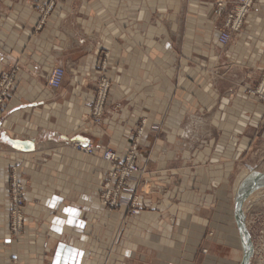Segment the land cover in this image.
<instances>
[{"label": "crops", "instance_id": "crops-1", "mask_svg": "<svg viewBox=\"0 0 264 264\" xmlns=\"http://www.w3.org/2000/svg\"><path fill=\"white\" fill-rule=\"evenodd\" d=\"M215 1L62 0L44 15L49 0H0V77H17L0 111V264H243L230 188L264 106L232 101L213 68L228 60L230 70L264 44V0L225 52ZM248 62L264 64V53ZM59 65L64 79L53 90ZM101 74L111 88L96 124ZM198 123L210 135L183 136ZM136 137L141 172L110 208L100 196L112 167L103 151L123 155ZM11 167L24 185L16 235ZM133 195L137 215L128 212Z\"/></svg>", "mask_w": 264, "mask_h": 264}, {"label": "rangeland", "instance_id": "rangeland-1", "mask_svg": "<svg viewBox=\"0 0 264 264\" xmlns=\"http://www.w3.org/2000/svg\"><path fill=\"white\" fill-rule=\"evenodd\" d=\"M59 1H62V0H59ZM59 1H56L54 2L53 5H51L52 0H49L46 6H42L44 10L43 14L44 15L49 14L53 10L55 4ZM219 1L220 0L215 1V7H214L213 12L216 15L225 17L224 22L222 24L221 32L218 38L219 43H220V36L222 32L225 30L224 24L227 19L228 10L229 9L235 10V8L239 4V1L232 0L231 3H228V6L226 8L227 10L223 11L221 14H218L215 11L218 7ZM258 9H259V6L257 3V0H253L250 11L243 18L241 26L237 29L229 28L230 37L228 41L223 44L220 43L221 45L224 46V48H221V49H224L223 50L224 52L228 50V48L230 47V44L238 40L237 35L241 32L242 28L244 27V23L248 15L250 14L252 15V13L254 14L255 12H258ZM259 51H262L264 53V44H260V45L256 44V45L251 46L250 49H247L246 50L247 57L249 58L250 55L254 53H259ZM104 57H106L105 54H104ZM248 58H247V61L244 62L242 60H238L240 59V57L236 56L235 57L236 63L235 65H233V61H232L233 67L230 68V70L225 69L226 68L225 66H229V64L227 63L228 60L218 61L214 65V68H213L214 70L213 80L219 81L221 85L223 86L229 85V87H231L232 90H230V92H228L227 95L232 101L241 99L243 100L244 103L246 102L248 104H251V106H254V108L260 105L264 106V64H261L258 66L256 64H253V62H248ZM104 63H105V60H103L102 64ZM59 66L63 67V65H59ZM17 70H18V66L14 65L13 71H17ZM8 75L12 76L10 90L17 81L16 73L14 72H7L6 74L0 77V111H1V106L3 105V102L10 95V90H8L5 95L4 93L2 94L4 90V86H5L3 82ZM104 80H107L109 82V88L106 93L105 103H104L102 114L100 115V120L97 121L96 116L94 115V109L98 101V98L100 96L101 84L103 83ZM96 83H97L96 85L97 87H96V92L93 97V101L91 103L90 113H91V116L94 122L98 124L101 121H103V119L105 118V115H107L106 104H107L109 94H110L111 80L106 75L101 74L98 77ZM48 84H49V80H48ZM223 94L226 95L225 92ZM211 130H212L211 125L204 124V123H198V124L188 125L187 128H185V130L182 131V133H183V136L186 133L187 137L189 138L194 137V138L202 139L210 135ZM253 130H255V132L252 133V136L254 139L253 142L251 143L249 148H247L245 152L242 153V156L238 158V163H241V164H240V168L238 169L234 178L232 179L231 188H230V194H231L230 197H231V202H232L231 206L233 207V210H234L233 212L235 214L236 229H237V232L239 233V236L242 238L241 240H243L242 245L244 246V248H246L247 250L246 253L249 254L248 264H264V124L253 126ZM76 144H82V143H76ZM87 144H91V143H87ZM82 145H86V144H82ZM134 146H136V149L138 151L137 137L134 139L132 146L125 154L121 155L119 154V152H117L113 148L106 147L103 151L102 158L104 159V153L107 149H112L119 154L120 156L119 163H122L123 162L122 159L124 158L123 156H125ZM76 149L79 151H82L78 149L77 147ZM82 152H86V151H82ZM91 152H86V153L90 154ZM107 162L112 167L104 179L103 188L101 190L100 196L102 198V202L105 205H107L110 208H114L119 203V199L121 195L123 194V192L127 190L129 186V181L133 178V176L136 173L141 172V167L139 165V159H138V153H137V165L139 167V171L134 172L132 176L126 178L125 180L126 184H124L123 187L121 186L122 188L118 190V194L114 196V192L116 191L115 189L117 188V185L120 180H118L117 178H114L110 174L113 169V165L109 161ZM14 176L17 177L18 180L20 181L18 174H17V170L15 169V167H11V169H9L7 173V177H8L9 185H10L9 191L12 189ZM244 177H245V180H244ZM246 177L248 178L246 179ZM248 179H251V180H248ZM107 183H110V184L107 185ZM108 190L110 191V197L108 198V200H106L104 193L107 192ZM23 197H24V185H23ZM138 199H139L138 195H133L130 201L128 212L132 215L139 214V212L142 209V206H140L138 203ZM113 200L114 202H112ZM7 202L10 208V195H9V198L7 199ZM23 209H24V218H25V199H24ZM240 211L242 214L239 217ZM10 220H11V216H10V210H9V223H10ZM241 221L242 223L244 221V224H245V228H244L245 230L243 232H242V228L240 227ZM23 227H24V224H23ZM10 230H11V225H10ZM11 232L12 234L16 235L15 233H13L12 230ZM243 246L241 250L243 249Z\"/></svg>", "mask_w": 264, "mask_h": 264}, {"label": "built area", "instance_id": "built-area-1", "mask_svg": "<svg viewBox=\"0 0 264 264\" xmlns=\"http://www.w3.org/2000/svg\"><path fill=\"white\" fill-rule=\"evenodd\" d=\"M59 0H52L51 5L54 4V2ZM232 0H220L218 2V7L216 9V13L221 14L223 11L227 10L228 3H231ZM239 1L238 6L233 9H229L227 13V19L225 22V30L222 32L220 36V43H226L230 37V30L231 29H237L241 26L243 18L249 13L250 8L252 6L253 0H235ZM51 7V6H50ZM65 70L62 66L56 67L49 79V85L52 89H57L61 86L63 78H64ZM11 78V79H10ZM12 82V76H7L3 82L4 90L2 94L4 95L7 93L8 90H10ZM109 88V82L107 80H104L100 87V96L98 98V101L96 103L95 109H94V115L96 116V120H100V115L102 114L106 93ZM2 98V97H1ZM76 147L82 151L91 152L93 145L92 144H76ZM122 159L123 162L119 163L120 156L119 154L112 150L107 149L104 153V159L109 161L113 165V169L111 171V175L114 178H117L119 181L116 191L114 192V196L118 194V190L126 184V178L133 175L134 172L139 171V167L137 165V149L136 146L132 147V149L123 156ZM120 171V172H118ZM120 173V174H118ZM110 183H107L109 185ZM122 186V187H121ZM10 225L11 230L13 233L18 234L24 224V197H23V184L18 180L17 177L14 176L13 178V185L12 189L10 190ZM105 199L108 200L110 197V191L104 193ZM106 202V201H105ZM114 202V200L112 201Z\"/></svg>", "mask_w": 264, "mask_h": 264}, {"label": "bare ground", "instance_id": "bare-ground-1", "mask_svg": "<svg viewBox=\"0 0 264 264\" xmlns=\"http://www.w3.org/2000/svg\"><path fill=\"white\" fill-rule=\"evenodd\" d=\"M248 177H246V179H247ZM244 180H245V177H244ZM248 180H251V179H248ZM253 181V180H252ZM251 182V181H250ZM254 182V181H253ZM238 210H240V209H238ZM241 211H240V213H239V217L241 216ZM240 222V221H239ZM240 227L242 228V232L245 230L244 228H245V224H244V221H243V223H242V221H241V223H240ZM245 250V256H244V262H243V264H248V261H249V254L248 253H246V248L244 249Z\"/></svg>", "mask_w": 264, "mask_h": 264}, {"label": "snow or ice", "instance_id": "snow-or-ice-1", "mask_svg": "<svg viewBox=\"0 0 264 264\" xmlns=\"http://www.w3.org/2000/svg\"><path fill=\"white\" fill-rule=\"evenodd\" d=\"M66 211H67L68 213L72 214L73 216H76V215L79 214V213H78V210H77V209H73V208H68V209H66ZM68 223L72 224V223H75V221H74V220H69ZM80 226L82 227L83 224H81Z\"/></svg>", "mask_w": 264, "mask_h": 264}]
</instances>
